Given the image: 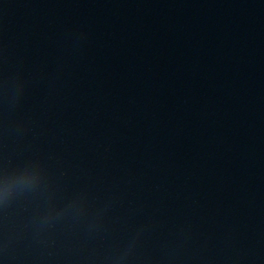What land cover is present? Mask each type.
Masks as SVG:
<instances>
[{"label":"water","instance_id":"water-1","mask_svg":"<svg viewBox=\"0 0 264 264\" xmlns=\"http://www.w3.org/2000/svg\"><path fill=\"white\" fill-rule=\"evenodd\" d=\"M0 264H264V0H0Z\"/></svg>","mask_w":264,"mask_h":264}]
</instances>
